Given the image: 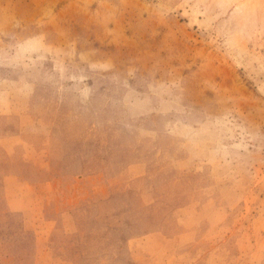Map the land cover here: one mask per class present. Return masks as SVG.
Segmentation results:
<instances>
[{
	"label": "rangeland",
	"instance_id": "374dc122",
	"mask_svg": "<svg viewBox=\"0 0 264 264\" xmlns=\"http://www.w3.org/2000/svg\"><path fill=\"white\" fill-rule=\"evenodd\" d=\"M0 264H264V0H0Z\"/></svg>",
	"mask_w": 264,
	"mask_h": 264
}]
</instances>
